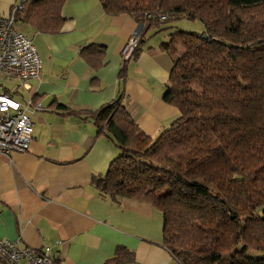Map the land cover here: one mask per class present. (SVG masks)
Returning <instances> with one entry per match:
<instances>
[{
	"label": "trees",
	"instance_id": "1",
	"mask_svg": "<svg viewBox=\"0 0 264 264\" xmlns=\"http://www.w3.org/2000/svg\"><path fill=\"white\" fill-rule=\"evenodd\" d=\"M21 1L18 19L60 29L65 0ZM100 1L107 13L143 23L142 39L174 15L204 29L178 30L161 43L182 52L164 94L179 116L157 137L120 99L91 114L120 149L95 187L159 210L164 246L179 264H264V0Z\"/></svg>",
	"mask_w": 264,
	"mask_h": 264
},
{
	"label": "crops",
	"instance_id": "2",
	"mask_svg": "<svg viewBox=\"0 0 264 264\" xmlns=\"http://www.w3.org/2000/svg\"><path fill=\"white\" fill-rule=\"evenodd\" d=\"M20 1L0 0V15ZM61 14L57 32L16 20L42 58L40 78L17 85L19 101L42 108L30 112L28 148L0 153V239L48 246L61 264H179L164 246L159 210L95 187L93 178L106 174L120 149L91 114L120 99L140 129L157 137L179 116L164 94L181 48L175 55L161 48L167 36L147 37L149 29L138 54L124 61L134 15L107 13L100 0H65ZM0 264L11 263L0 257Z\"/></svg>",
	"mask_w": 264,
	"mask_h": 264
},
{
	"label": "built area",
	"instance_id": "3",
	"mask_svg": "<svg viewBox=\"0 0 264 264\" xmlns=\"http://www.w3.org/2000/svg\"><path fill=\"white\" fill-rule=\"evenodd\" d=\"M23 7L20 1L8 16L0 15V153L5 155L28 148L34 132L30 112L42 108L33 100L19 101L8 88L1 87L4 79L27 85L31 79L40 78L42 58L33 40L16 27V12ZM144 30L145 25L137 22L122 51L124 61L140 44ZM50 249L48 246L32 248L20 239H0V257L11 264H61Z\"/></svg>",
	"mask_w": 264,
	"mask_h": 264
},
{
	"label": "rangeland",
	"instance_id": "4",
	"mask_svg": "<svg viewBox=\"0 0 264 264\" xmlns=\"http://www.w3.org/2000/svg\"><path fill=\"white\" fill-rule=\"evenodd\" d=\"M203 29H204V25L199 19L193 20V19L188 18L185 15H179V16L174 15L170 17L169 19L165 20V22L163 23V28L161 30L152 28L146 36L150 37L153 35L154 36L166 35L167 36L166 39H168L169 38L168 36L170 33L178 31V30L200 33L203 31ZM1 83H2L1 87L8 88L13 94H15L16 99L18 100L24 99V95L23 94L22 96L20 95L21 94L20 85L17 87V85L19 84L18 80L4 79V81H2ZM17 90H20V92H17Z\"/></svg>",
	"mask_w": 264,
	"mask_h": 264
}]
</instances>
